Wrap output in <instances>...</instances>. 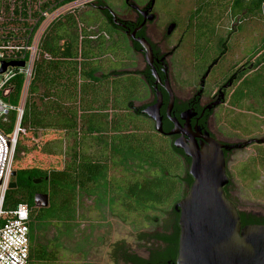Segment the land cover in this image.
I'll return each instance as SVG.
<instances>
[{
	"label": "trees",
	"instance_id": "trees-1",
	"mask_svg": "<svg viewBox=\"0 0 264 264\" xmlns=\"http://www.w3.org/2000/svg\"><path fill=\"white\" fill-rule=\"evenodd\" d=\"M72 1L66 0L58 5ZM239 2L235 0V4L239 5ZM257 2L264 5V0ZM84 7H74L59 14L45 29L20 121L14 164L18 186L8 190L4 207L14 209L24 203L30 209L28 264L59 261L63 247L61 236L76 228L75 213L84 198L92 197L95 207L101 210L107 207L114 211L122 204L132 210L150 211L168 205L171 194V155L153 134L154 126L139 121L135 116H143L149 122L142 108L132 112L134 101L126 102V98L123 99L121 92L117 91L116 82L124 71L105 70L103 59L120 46L108 30V25L114 30L116 27L112 20L107 26L100 25L99 18L92 11H82ZM255 8L248 6L247 10L255 11ZM257 52L260 53L255 64L258 69L245 77L239 90L245 87L254 94L255 83H260L264 106V44ZM129 72L142 76L149 96L154 81L151 70L126 73ZM158 73L163 77V69L158 68ZM24 83V76L18 75L12 81V92L6 100L19 105ZM247 108L256 111L254 106ZM17 124L16 111L0 117V128L7 135L14 132ZM47 131L67 133L71 140L67 151L61 147L54 149L51 141H47L43 149L45 154L67 156L66 162L59 168L15 167L20 151L30 150L24 139L36 138L39 133ZM89 141L91 143L87 144ZM93 142L99 147L100 152L96 154L87 150L91 149ZM117 172L121 177L115 176ZM38 178L42 181L35 184L33 180ZM36 193L49 195L47 207H35ZM122 194L133 201L132 205L121 203ZM242 218L246 223L262 221L251 213H242ZM51 229L55 230L54 237L47 239ZM178 234L179 229L174 236L151 235V239L163 243V250L151 247L155 249L150 264H158L164 257L176 255ZM167 242L170 246L164 249Z\"/></svg>",
	"mask_w": 264,
	"mask_h": 264
},
{
	"label": "flooded vegetation",
	"instance_id": "flooded-vegetation-1",
	"mask_svg": "<svg viewBox=\"0 0 264 264\" xmlns=\"http://www.w3.org/2000/svg\"><path fill=\"white\" fill-rule=\"evenodd\" d=\"M152 2L153 0H96L83 6L89 7V11L95 13L93 14L99 18L100 25L105 24L107 26L110 20H112V23L116 27V31L121 33V36L118 35L124 39V42L126 41L128 48L132 50V52H136L142 56L145 63L144 69L149 68L151 72L153 68H155L157 72L158 68L163 69V77L158 73L162 82L156 83V79L154 78L153 84L150 87V95L146 98L148 102L139 106L134 105L131 110L135 113L140 108L143 110L157 102L158 93H161L163 96V104L160 107V113L162 116L164 133H159L155 130V135L158 137L157 140L161 143L162 147L171 155L170 159L172 164H170L171 176L169 180L171 184L169 193L171 194L168 199V205H161L158 210H150L159 212L160 214L152 218L147 214L149 210H141L143 211V217H141L142 219L140 220L133 217V214H137L139 210H134L130 214L125 215L122 211L97 209L95 207V200L91 197L90 199L94 203L93 207L98 210H93L97 217H91L92 213L85 210L87 208L86 205H83V210H78L75 213L77 216V220L75 221L77 225L74 229L78 233H75V231H68L65 233V237H67L65 241H68L67 243H70L71 239L75 241L73 247L67 244L63 264H150V258L155 249L151 247L156 246L162 248L159 251L163 250V243L154 238L151 239V235L164 234L167 236H174L179 229L176 255L170 258L164 257L158 262V264H177L180 236V211L176 210L175 206L188 194L194 178L189 171L191 159L185 155L182 148L175 146L177 139L184 138L187 143H190L191 139L183 133H175L173 135L166 134L175 127L171 119H178L181 124L179 129L188 133L198 144L206 142L204 136H208L223 145H240V147L231 150H224L226 173L229 179L228 184L224 187V191L228 199L238 208L242 226L255 224L246 223L242 218V213L254 214L259 219H262V221L256 224H264L263 215L241 210L239 208L235 198L232 196L233 177L231 176L229 168L230 156L234 152L264 144V142L260 141L264 138V134L262 138H257L250 132L253 126L252 122H250L251 116L249 115L250 113L264 115V106H262L263 98L260 90L261 85L260 83H255L254 94H251L250 90L245 87H241L243 90H239V86L245 77L250 76L258 69L255 64L258 61L260 53L254 49V52H250L246 55L242 53L243 49H240V46L235 45L234 47L238 49L236 53L242 54V57L239 61H236L230 66L229 62L225 59L230 49H233V47L230 48L229 42L215 39L203 41L198 36H194L195 38L192 39L194 58L193 83L188 87L189 90L186 91L184 84L171 76V63L184 43L185 31H181V34L178 36L175 35L178 30V23L174 20L166 25H161L158 22L159 16L156 12L157 0H154V4H152ZM114 6L117 7V10L114 9ZM121 6L124 7L120 8ZM68 10L70 9H67L65 12ZM114 18H117L118 22L124 25L119 26L115 24ZM151 25H153V27H151ZM171 25H173V29L169 33ZM144 39L147 40L152 47V66L149 65L147 61L146 47L141 43V40ZM119 44L121 45V42ZM204 46L205 51H203ZM222 62L223 66L220 65ZM167 78L168 85L175 97L170 116L168 114L170 95L165 88V81ZM180 90L184 93L180 94ZM251 106L256 107V111H251L247 108ZM228 107L237 108L238 113H230ZM182 115L188 116V127H185L187 121L181 118ZM262 117L264 118V116ZM148 118L151 119L150 117ZM151 120L155 129V121L153 119ZM236 122L238 124L236 132L241 133L242 129H244V132L247 130V134L245 133L244 136H238L236 140L231 141L229 140L231 138L229 128L231 125L234 127ZM255 128L254 132L257 130L260 133V125ZM249 141L251 142L248 143ZM255 166L257 165L255 164ZM16 175L17 171L15 176H13V181L17 183L15 180ZM190 179L192 180L191 184ZM84 203L85 202H83V204ZM117 221L135 226L133 231H137L136 240L141 242L140 245L137 246L144 252L139 253L140 249H138V247L135 248L126 238H121L112 242L110 245L109 258L106 261L101 260L97 258L100 252L98 250L93 251L92 248L96 246L95 242L98 248L100 240L104 238L105 240L108 239L106 235L117 226ZM151 221L158 223L160 221V224L162 222L164 228L162 227L163 229L161 231L150 232L149 223ZM100 231H102V235ZM96 233L98 234L97 237L95 240H92L91 235ZM151 242L154 243L153 246H151ZM168 246H170V243L167 242L166 245H164V249L168 248ZM71 255H78V257L74 259L71 258Z\"/></svg>",
	"mask_w": 264,
	"mask_h": 264
},
{
	"label": "rangeland",
	"instance_id": "rangeland-1",
	"mask_svg": "<svg viewBox=\"0 0 264 264\" xmlns=\"http://www.w3.org/2000/svg\"><path fill=\"white\" fill-rule=\"evenodd\" d=\"M219 2H222L221 5L216 4H219ZM248 6H256V10L248 11ZM68 7L72 8L74 6ZM123 7L124 6H121L120 8ZM89 9V7H84L82 11L86 13ZM114 9L117 10V7L114 6ZM156 12L159 16L158 22L161 25H166L172 20L178 23V30L175 35L178 36L181 34V31H185L184 43L171 63V76L183 83L184 87H186V91L189 90L188 87L193 83L194 58L192 39L195 38L194 36H198L203 41L215 39L229 42L230 48L233 47V49H230L228 52L229 54L225 59L229 62L230 66L236 61H239L242 57V54L236 53L238 49L234 47L235 45L240 46V49H243L242 53L247 55L250 52H254V49H261L264 44V5L259 4L257 0H240L239 5L235 4V0H157ZM209 15H211V18ZM151 27H153V25H151ZM108 30L112 38L118 40L119 43L121 42V45L116 47L115 51L111 49L113 54H108L103 59L105 70L124 71L121 79L116 82V89L121 92L123 99L126 98V102H128V100L134 101V105L136 106L147 103L148 99L145 98L148 96V87L142 79V76H136L130 74V72L126 73L128 71L144 69L145 63L142 56L136 52H132V50L128 48L126 41L124 42V39L120 37V32L114 30L109 25ZM203 51H205V46ZM220 65L223 66V62ZM183 93L184 92H181L180 90V94ZM24 95L27 97V93ZM228 110H230V113L232 114L238 113L237 108L228 107ZM249 115L251 116L250 122H252L253 126L251 127L250 132H252L253 136L262 138L264 134V118L262 116L264 115H256L254 113H250ZM135 116L139 121L141 120L152 126L151 119H149L148 122L143 116ZM259 125L260 133L257 130L254 132V129H256L255 127H258ZM237 126L238 124L236 122L234 127L231 125L229 128L231 134L229 140L231 141L236 140L238 136H244L245 133L247 134V130L244 132V129H242L241 133H237ZM153 134L156 133L154 132ZM61 140L62 143L60 144ZM47 141H51L54 149L61 147L64 151H67L71 145V140L64 131H47L39 133L36 138L27 137L24 139V143L30 150L29 152L23 150L20 151L15 167H61L66 162L67 156L64 158L63 155L59 156L57 154L43 153ZM90 143V141L87 142V144ZM84 150H86V148ZM87 150L92 154H96L99 151V147L97 143L95 144L93 142L91 149L89 150V148H87ZM255 164L257 166H255ZM229 168L231 176L233 177L232 196L235 198L239 208L241 210L255 212L264 216V144L234 152L230 156ZM111 174H113V171ZM145 175L150 176L148 173H145ZM115 176L121 177V173L117 172ZM110 177H112V175H110ZM122 195L121 203L128 202L129 205H132L133 201L126 198V195ZM83 202L85 203L83 204ZM117 203H120V200H117ZM93 204L94 203L90 198H84L82 202H80L78 210H83V205H86L87 208L85 210L90 211L92 213L91 217L95 218L96 213H94L93 210H98L93 207ZM120 206L121 208L115 207L114 211H122L125 215L134 211L130 206L122 204ZM105 210H108V208L106 207ZM142 212L143 211L139 210L137 214L132 213L133 217L141 220V217H143ZM147 214L150 215L151 218L160 215L159 212L155 211H149ZM162 227L163 223L161 222L160 224V221L159 223L154 221L149 223L150 232L161 231L164 228ZM134 229L135 226L117 221V226L106 235L108 237L107 240H105V238L100 240L98 248L95 242L96 246L92 248V250H98L100 252V255L96 257L106 261L110 255V245L112 242L121 238H126L131 245L135 248L138 247L137 245H140L141 242L136 240L137 231H133ZM74 231L75 229L73 232ZM102 231H100L101 235ZM75 233L78 232L75 231ZM54 234L55 230L51 229L47 233V239L53 238ZM97 235V233L91 235L92 240H95ZM66 239L67 237L63 234L61 236L63 247L59 261L51 262L50 264H63L67 244H69L70 247H73L75 241L74 239H71V242L67 243L68 241H65ZM150 244L153 246L154 243L151 242ZM138 249H140L139 253L144 252H142L140 247H138ZM77 257L78 255H71V258L77 259Z\"/></svg>",
	"mask_w": 264,
	"mask_h": 264
},
{
	"label": "water",
	"instance_id": "water-1",
	"mask_svg": "<svg viewBox=\"0 0 264 264\" xmlns=\"http://www.w3.org/2000/svg\"><path fill=\"white\" fill-rule=\"evenodd\" d=\"M154 4V0L152 2ZM115 24L123 26L114 18ZM173 25L169 28L172 31ZM147 50V61L153 65V51L147 40H141ZM8 66L24 67L25 62H3L0 73ZM152 75L156 83L162 82L157 70L153 68ZM170 95L168 114L174 105V95L165 81ZM7 97V93H3ZM163 96L158 93L157 102L142 110V113L155 121V130L164 133L160 107ZM188 127V116L182 115ZM175 124L168 135L183 133L190 137V143L184 138L177 139L175 146L182 148L185 155L191 159L190 174L194 181L188 194L179 201L175 208L180 211V236L177 264H264V224H247L242 226L236 205L228 199L224 187L229 179L226 173L224 150H231L240 145L221 144L215 139L204 136L206 142L198 144L188 133L179 129L178 119H171ZM259 141V140H255ZM260 141L264 142V138ZM249 141L248 143H250ZM13 171L12 176H15ZM41 178L34 179L38 184ZM17 187L12 181L10 189ZM34 204L37 208L49 205V195L36 193Z\"/></svg>",
	"mask_w": 264,
	"mask_h": 264
},
{
	"label": "built area",
	"instance_id": "built-area-1",
	"mask_svg": "<svg viewBox=\"0 0 264 264\" xmlns=\"http://www.w3.org/2000/svg\"><path fill=\"white\" fill-rule=\"evenodd\" d=\"M0 0V69L3 62H25L24 67L8 66L0 73V117L12 111L18 113V124L11 135L0 128V264H28L30 209L19 204L5 209L9 185L13 181L16 147L20 121L24 113L26 93L33 74L38 46L47 26L68 6H83L96 0ZM25 78L19 105L6 100L12 92V81L18 76ZM3 93L8 96L4 97Z\"/></svg>",
	"mask_w": 264,
	"mask_h": 264
}]
</instances>
